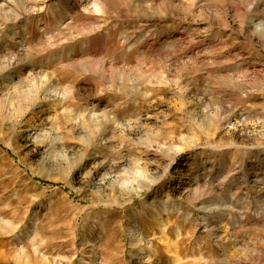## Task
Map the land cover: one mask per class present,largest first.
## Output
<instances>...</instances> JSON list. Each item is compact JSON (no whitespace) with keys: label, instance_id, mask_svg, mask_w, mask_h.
I'll use <instances>...</instances> for the list:
<instances>
[{"label":"rangeland","instance_id":"obj_1","mask_svg":"<svg viewBox=\"0 0 264 264\" xmlns=\"http://www.w3.org/2000/svg\"><path fill=\"white\" fill-rule=\"evenodd\" d=\"M0 264H264V0H0Z\"/></svg>","mask_w":264,"mask_h":264},{"label":"bare ground","instance_id":"obj_2","mask_svg":"<svg viewBox=\"0 0 264 264\" xmlns=\"http://www.w3.org/2000/svg\"><path fill=\"white\" fill-rule=\"evenodd\" d=\"M163 225H164V223H163Z\"/></svg>","mask_w":264,"mask_h":264}]
</instances>
